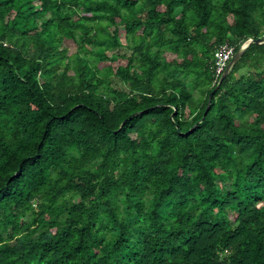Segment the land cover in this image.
Wrapping results in <instances>:
<instances>
[{"label": "trees", "instance_id": "16d2710c", "mask_svg": "<svg viewBox=\"0 0 264 264\" xmlns=\"http://www.w3.org/2000/svg\"><path fill=\"white\" fill-rule=\"evenodd\" d=\"M257 38L264 0H0V264H264V41L205 110Z\"/></svg>", "mask_w": 264, "mask_h": 264}, {"label": "water", "instance_id": "95a60500", "mask_svg": "<svg viewBox=\"0 0 264 264\" xmlns=\"http://www.w3.org/2000/svg\"><path fill=\"white\" fill-rule=\"evenodd\" d=\"M263 41H264V38H257V39H254V40L248 39V41L242 47H239L238 50L233 53V55L231 56V58L227 62L222 74L220 75V77L218 79V83L213 87V89L207 95V103H206L205 110L207 109V106H208V103L210 101V97H211L212 93L217 88V86H218L219 82L221 81V79L227 74V72L229 71V68L231 67V65L239 58V56L241 55V52L245 48L246 44H248V42L261 43Z\"/></svg>", "mask_w": 264, "mask_h": 264}, {"label": "built area", "instance_id": "2783aa9c", "mask_svg": "<svg viewBox=\"0 0 264 264\" xmlns=\"http://www.w3.org/2000/svg\"><path fill=\"white\" fill-rule=\"evenodd\" d=\"M248 41L245 40L240 44V47H242L246 42ZM232 54V48L227 46V45H222L220 46L216 52L214 53L215 56V71L216 73H219L222 68L224 67L225 62L227 61V59H229V57Z\"/></svg>", "mask_w": 264, "mask_h": 264}, {"label": "rangeland", "instance_id": "374dc122", "mask_svg": "<svg viewBox=\"0 0 264 264\" xmlns=\"http://www.w3.org/2000/svg\"><path fill=\"white\" fill-rule=\"evenodd\" d=\"M72 50H73L72 48H69V52H72ZM119 50H120V49H119Z\"/></svg>", "mask_w": 264, "mask_h": 264}]
</instances>
